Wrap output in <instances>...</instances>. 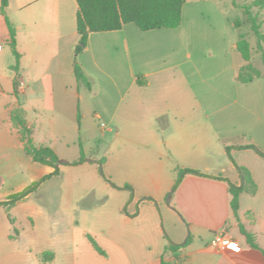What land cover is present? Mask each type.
<instances>
[{"label": "crops", "instance_id": "1", "mask_svg": "<svg viewBox=\"0 0 264 264\" xmlns=\"http://www.w3.org/2000/svg\"><path fill=\"white\" fill-rule=\"evenodd\" d=\"M1 6L0 0V201L55 171L27 153L15 112L21 111L35 146H49L69 162L9 210L0 205V264H73L77 245L69 234L81 226L75 203L95 195L92 182L103 168L100 179L108 196L122 199L121 233L132 232L145 245L137 264H264V156L259 153H264V67H255L259 77L240 81L247 62L238 39L224 27L212 28L210 20L189 14L186 21V1L177 28L142 31L127 23L91 32L77 55L76 0H9L5 14ZM9 23L16 31L18 60ZM76 60L91 89L77 80ZM139 74L144 85L137 82ZM80 142L86 158L76 167L90 163L96 174L93 181L77 179L76 193L69 173L81 156ZM246 145L255 148L239 147ZM180 165L227 180L189 173L175 188ZM238 165L251 172L257 192L240 194L236 217L229 182L243 185ZM124 190L129 197L114 192ZM172 190L171 210L182 231L174 222L163 236L157 222L148 226L149 208L144 214L142 209L146 202L162 204ZM37 219L68 233L48 242L12 233L23 223L34 230ZM83 231L84 243L93 245L88 229ZM219 232L232 239L231 246L211 245ZM170 242L183 245L179 258L166 250ZM45 252L51 254L47 261Z\"/></svg>", "mask_w": 264, "mask_h": 264}, {"label": "rangeland", "instance_id": "2", "mask_svg": "<svg viewBox=\"0 0 264 264\" xmlns=\"http://www.w3.org/2000/svg\"><path fill=\"white\" fill-rule=\"evenodd\" d=\"M187 9L185 19L188 21L190 15L192 18L203 20L207 19L213 23L212 28H225L228 30L229 37L234 40L239 39L240 32L244 33L247 40L250 43L252 51V64L254 67H260L263 69L264 63L262 60L261 53L257 51L258 38L255 32L251 28V24L248 22V15L246 12L250 11L253 15H257L259 21H264V3L261 4L260 0H186ZM190 14V15H189ZM241 20V27L236 26V20ZM264 31V25H263ZM104 144V143H103ZM103 146V145H102ZM105 148V147H103ZM102 148V149H103ZM70 166L69 178L73 180L72 186L76 193L80 190L81 186L77 179L86 178L92 180L96 174L92 170V165L87 163L85 167H76L77 164ZM183 168L184 166H178ZM102 174L97 176V181H93L96 187L95 195H91L82 204L75 203L76 212L75 217L81 226H77L73 232L69 234L71 238L76 242V254L73 264H137L140 259L143 258V252L145 245H142L139 238L132 234V232L122 234L121 224H119V209H120V197L114 193L111 196L107 194V187L101 181V176L105 174V168H103ZM122 192L125 197H129V191H114ZM52 195H46L45 208L49 214L52 203ZM163 200L162 204L146 202L143 204V214L148 211L153 218L150 219L148 226L152 221H155L163 230V236H168L169 226L174 222L177 224V230L182 231V223L178 217L173 213L171 207H174L172 200ZM91 207L90 211H84L82 207ZM127 203L123 207H126ZM135 207H131V210ZM123 209V208H122ZM151 210V211H150ZM51 211V210H50ZM171 214L173 217H169ZM60 215V214H59ZM61 217V216H59ZM51 222H46L43 219L38 220L36 227L30 228L26 224L19 226L18 232L12 229V233L17 235L21 233L25 238H36L41 242H48L51 236L65 237L68 233L66 227L58 228L53 230L50 229ZM66 226V225H65ZM87 228L88 232L97 240L99 245L108 254L102 255L94 249L93 245L86 244L83 241L84 229ZM67 236V237H69ZM185 239V238H184ZM128 242V243H125ZM6 248V245H4ZM14 245H11L13 250ZM2 248V245H1Z\"/></svg>", "mask_w": 264, "mask_h": 264}, {"label": "trees", "instance_id": "3", "mask_svg": "<svg viewBox=\"0 0 264 264\" xmlns=\"http://www.w3.org/2000/svg\"><path fill=\"white\" fill-rule=\"evenodd\" d=\"M1 11L5 14L6 7L9 0H1ZM78 3L77 11V29L80 34L79 44L76 46V54L79 55L88 42V37L91 32L112 31L123 28L127 23H134L140 30L148 31L159 28H177L181 25L183 20V6L186 0H76ZM261 4L264 0H260ZM248 15V22L251 24L252 30L255 32L258 38L257 51L261 53L264 63V21H259L257 15H253L250 11L246 12ZM11 32V46L13 47L14 54L19 59V53L16 48V31L11 23H9ZM236 26L241 27V20H236ZM237 48L242 54L243 59L247 62L240 70V81L247 83L252 81L255 77L261 75V71L254 67L251 62L252 51L249 41L244 33L240 32L239 39L237 41ZM75 73L77 80L83 84L86 88L91 89L92 82L90 78L85 74L81 65L77 62L75 64ZM137 82L140 85H144L146 81L141 78L139 74L137 76ZM15 122L20 125L23 139L26 142L27 153L32 155L33 159L45 165H50L55 168V171L42 177L40 180L32 183L24 190L14 193L6 200L0 201V205L5 206L8 210L16 205L19 201L24 199L27 195L37 190L44 182L53 176L61 174V169L57 167V162L60 159L58 154L49 146H35L31 139V130L28 128L25 118L21 111H17L13 114ZM240 148L252 147L254 145L239 146ZM81 156L73 164H79L85 161L86 155L83 149V145L80 142ZM261 155L264 153L259 151ZM100 164L104 163V159L99 160ZM242 177L243 185L238 186L232 182H229V190L232 195L231 208L234 215L238 216V210L240 206V194L244 191L255 194L257 192V184L254 181L251 172L244 166H239ZM195 174L204 177L218 178L227 180L221 176L215 177L206 173H202L198 170L190 168H180L176 183L174 185L177 188L186 174ZM11 222H14L10 214H8ZM241 231L246 235L248 242L257 247L258 245L254 241V237L250 234L245 227L241 224ZM14 230L18 232L15 227ZM88 238L92 242L94 248L98 253L106 255V251L99 245L97 240L88 234ZM183 245L170 242L166 250L171 251L176 258H179V250ZM49 252L43 253L42 259L47 261L50 257ZM170 264H179L177 262Z\"/></svg>", "mask_w": 264, "mask_h": 264}, {"label": "built area", "instance_id": "4", "mask_svg": "<svg viewBox=\"0 0 264 264\" xmlns=\"http://www.w3.org/2000/svg\"><path fill=\"white\" fill-rule=\"evenodd\" d=\"M19 87H24V83L20 82ZM211 245L215 248H227L232 245V239L223 232H219L212 238Z\"/></svg>", "mask_w": 264, "mask_h": 264}, {"label": "water", "instance_id": "5", "mask_svg": "<svg viewBox=\"0 0 264 264\" xmlns=\"http://www.w3.org/2000/svg\"><path fill=\"white\" fill-rule=\"evenodd\" d=\"M88 160H89V161H92V159H88ZM68 162H69L68 160L59 159L58 162H57V167H60L61 164H63V163H68ZM172 193H173V190L169 193V196H168V201H169V202L171 201Z\"/></svg>", "mask_w": 264, "mask_h": 264}]
</instances>
